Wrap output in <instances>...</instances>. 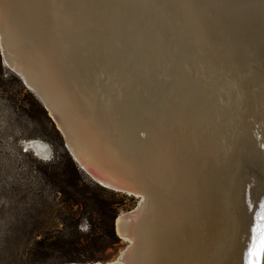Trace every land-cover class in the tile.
<instances>
[{
    "label": "bare ground",
    "instance_id": "6f19581e",
    "mask_svg": "<svg viewBox=\"0 0 264 264\" xmlns=\"http://www.w3.org/2000/svg\"><path fill=\"white\" fill-rule=\"evenodd\" d=\"M39 1L68 34L67 45L81 44L89 54L97 85L118 91L129 77L140 92L147 84L139 80L142 71L152 72L158 76L154 98L168 92L169 110L177 114L156 130V195L136 219L117 218V233L130 245L114 262L241 264L233 236L242 184L256 183L255 203L264 194V174L247 165L264 168V20L235 16L218 23L217 13L203 11L196 0ZM16 2L0 0L1 44L13 64L16 52L39 47L29 31L15 28ZM45 67L33 68L29 79L46 90L38 71ZM91 87L79 89L82 104L68 108L85 109L96 93ZM36 140L30 142L46 159L47 144Z\"/></svg>",
    "mask_w": 264,
    "mask_h": 264
},
{
    "label": "water",
    "instance_id": "95a60500",
    "mask_svg": "<svg viewBox=\"0 0 264 264\" xmlns=\"http://www.w3.org/2000/svg\"><path fill=\"white\" fill-rule=\"evenodd\" d=\"M15 4L20 9L18 15H21L17 17L18 26L15 28L27 30L25 35L29 31L39 47L33 49L27 45L23 51L16 52L19 62L13 64L1 44L0 18L3 62L39 97L62 134L65 147L81 171L104 188L139 199L131 211L123 213L130 219H136L142 212V207L151 203L156 195V176L152 174V169L160 151L154 141L160 121L165 124L167 119L177 117V114L169 110L171 95L167 92L156 100L153 90L156 89L158 76L146 71H142L139 79L147 82L144 91H134L133 86L129 84V77L121 88L118 87V91L115 88L100 87L96 84L97 80L93 79L95 70L89 54L83 51L81 44H74L72 41L70 46L67 45L68 34L63 28L55 26L49 15H44L39 0H17ZM211 12L212 15L215 14L214 10ZM252 17H256L253 19L257 21L261 19L257 15ZM245 18H250V15L238 17ZM43 65L46 67L38 71L40 78H44L47 83L46 90L33 79H29L33 68L40 69ZM90 85L96 93L89 96L86 108L82 109L83 105L77 110L68 108L76 102H81V93H78V90ZM125 90L128 91L122 92ZM145 91L147 92L142 93ZM27 145L39 156L37 144L30 142ZM47 146L48 157L41 158L45 161L51 157V147L48 144ZM247 165L263 176L262 166L257 167L252 163ZM159 169L160 166L157 167V170ZM248 181L242 184L243 203L237 207V228L233 236L237 245L235 256L237 261L241 259V264H248L249 251L253 243H258L253 229L259 222L261 205H264V194L255 203V198L251 197L250 192L257 185L253 180ZM143 198L146 199L145 204ZM256 204L258 207L255 209ZM116 224L115 222V226ZM129 245L128 243L125 248ZM263 257L264 254H261L260 264H263ZM63 264L118 263L107 261Z\"/></svg>",
    "mask_w": 264,
    "mask_h": 264
},
{
    "label": "rangeland",
    "instance_id": "374dc122",
    "mask_svg": "<svg viewBox=\"0 0 264 264\" xmlns=\"http://www.w3.org/2000/svg\"><path fill=\"white\" fill-rule=\"evenodd\" d=\"M196 1L201 2V8L205 12L215 11L217 8L215 20L218 23L227 24L234 20L235 16L237 20L239 16L246 13V16H249L248 13L253 10L250 16L257 15L264 19V11L258 13L256 10L260 6L264 8V0ZM203 6L206 7L203 8ZM217 18L220 20L218 21ZM41 105L44 107L39 97L24 84L16 72L3 62L0 46V264H56L58 262L56 256L45 258L32 253L33 241L45 233L53 236L63 225L62 212H67L64 205L60 203V195H56L54 186L37 170V167L42 166L39 162L42 159L27 147V143L32 139H38L50 145L49 160L54 156L55 150L52 146L54 140L48 132L49 125L41 112ZM86 177L89 178L87 175ZM128 197L119 215L131 211L139 201L136 197ZM86 225L87 220H83L81 231H86ZM119 238L121 240L119 245L107 252V261L116 260L128 245L127 240L120 236Z\"/></svg>",
    "mask_w": 264,
    "mask_h": 264
},
{
    "label": "trees",
    "instance_id": "16d2710c",
    "mask_svg": "<svg viewBox=\"0 0 264 264\" xmlns=\"http://www.w3.org/2000/svg\"><path fill=\"white\" fill-rule=\"evenodd\" d=\"M41 112L48 122L55 153L49 162L40 160L42 166L37 170L54 186L67 212H62L63 225L53 236L45 233L33 241L32 253L45 258L56 256V264L106 262L107 252L121 241L115 222L129 197L87 178L66 149L62 134L42 105ZM83 220H87L86 231L80 229Z\"/></svg>",
    "mask_w": 264,
    "mask_h": 264
},
{
    "label": "snow or ice",
    "instance_id": "6c2138e0",
    "mask_svg": "<svg viewBox=\"0 0 264 264\" xmlns=\"http://www.w3.org/2000/svg\"><path fill=\"white\" fill-rule=\"evenodd\" d=\"M253 231L256 233L258 243H253L252 249L249 251L248 264H260V255L264 254V205H261L259 222Z\"/></svg>",
    "mask_w": 264,
    "mask_h": 264
}]
</instances>
